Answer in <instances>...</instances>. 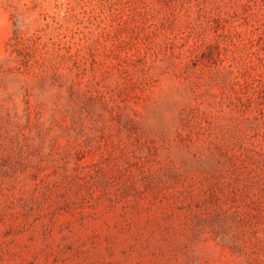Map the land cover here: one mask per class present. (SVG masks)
<instances>
[{
    "label": "rangeland",
    "instance_id": "374dc122",
    "mask_svg": "<svg viewBox=\"0 0 264 264\" xmlns=\"http://www.w3.org/2000/svg\"><path fill=\"white\" fill-rule=\"evenodd\" d=\"M0 264H264V0H0Z\"/></svg>",
    "mask_w": 264,
    "mask_h": 264
}]
</instances>
